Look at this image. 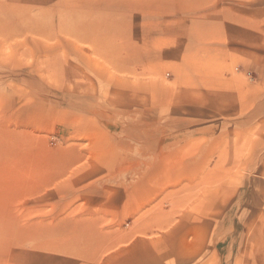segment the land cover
I'll return each instance as SVG.
<instances>
[{
  "label": "rangeland",
  "instance_id": "rangeland-1",
  "mask_svg": "<svg viewBox=\"0 0 264 264\" xmlns=\"http://www.w3.org/2000/svg\"><path fill=\"white\" fill-rule=\"evenodd\" d=\"M0 119V264H264V0H0Z\"/></svg>",
  "mask_w": 264,
  "mask_h": 264
},
{
  "label": "bare ground",
  "instance_id": "bare-ground-1",
  "mask_svg": "<svg viewBox=\"0 0 264 264\" xmlns=\"http://www.w3.org/2000/svg\"><path fill=\"white\" fill-rule=\"evenodd\" d=\"M150 36V35H149ZM1 120V119H0ZM1 122V121H0ZM2 123V122H1ZM25 178V177H24ZM32 179V178H31ZM24 180L25 179H23V180H21L19 183L21 184V185H23L24 184ZM15 181V180H14ZM31 182V181H30ZM15 183V182H14ZM34 186V185H33ZM0 202H2V201H0ZM3 205L4 206H8L9 204L8 203H5V202H2V203H0V207H3ZM195 236H197V235H195ZM165 251H167V249H165ZM159 255L157 256L158 257V259L159 260H162L163 258H165V256H167L166 254H164V250L163 249H159ZM156 254H158V253H156ZM155 256V255H154ZM37 258V260H38V257H36ZM155 258V257H154ZM40 259V258H39ZM157 259V258H156ZM58 262V263H57ZM160 263V262H159ZM54 264H75V263H72V261H68V260H65V259H57V260H55V262H54Z\"/></svg>",
  "mask_w": 264,
  "mask_h": 264
}]
</instances>
